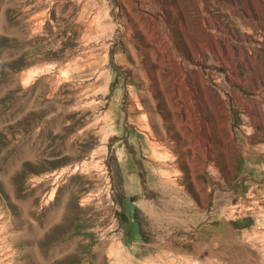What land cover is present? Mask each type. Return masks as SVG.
I'll return each instance as SVG.
<instances>
[{
    "label": "rangeland",
    "instance_id": "374dc122",
    "mask_svg": "<svg viewBox=\"0 0 264 264\" xmlns=\"http://www.w3.org/2000/svg\"><path fill=\"white\" fill-rule=\"evenodd\" d=\"M0 264H264V0H0Z\"/></svg>",
    "mask_w": 264,
    "mask_h": 264
},
{
    "label": "bare ground",
    "instance_id": "6f19581e",
    "mask_svg": "<svg viewBox=\"0 0 264 264\" xmlns=\"http://www.w3.org/2000/svg\"><path fill=\"white\" fill-rule=\"evenodd\" d=\"M74 201H75V198H72V199H71V201H70V202H71V204H73V203H74ZM78 213H79V210H77V215H78ZM66 216H68V214H66Z\"/></svg>",
    "mask_w": 264,
    "mask_h": 264
}]
</instances>
